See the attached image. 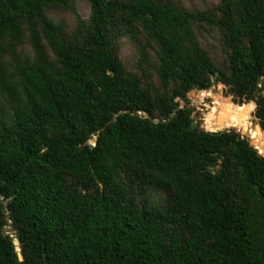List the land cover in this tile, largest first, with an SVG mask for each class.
Returning <instances> with one entry per match:
<instances>
[{
	"label": "trees",
	"instance_id": "obj_1",
	"mask_svg": "<svg viewBox=\"0 0 264 264\" xmlns=\"http://www.w3.org/2000/svg\"><path fill=\"white\" fill-rule=\"evenodd\" d=\"M85 1L0 0V264H264V0Z\"/></svg>",
	"mask_w": 264,
	"mask_h": 264
},
{
	"label": "rangeland",
	"instance_id": "obj_2",
	"mask_svg": "<svg viewBox=\"0 0 264 264\" xmlns=\"http://www.w3.org/2000/svg\"><path fill=\"white\" fill-rule=\"evenodd\" d=\"M171 1L176 5L184 8H201L204 5V0H171ZM74 7L79 16L81 17L88 16L89 4L87 1L75 0ZM49 15L54 19V21L56 22L63 21L69 27H72L75 21L73 13L69 10L49 11ZM23 46L27 53H31L30 46L27 42H25ZM119 53H120V57L127 63L129 64L135 63L138 56L137 45L129 36L126 35L121 38ZM187 96L190 101V104L195 108L194 120L195 121L200 120V126L205 129H207L206 127L208 126L218 127L220 124L225 122L230 117L231 114L229 108L232 107L233 104H235L232 102L231 96L226 95L224 93V86L221 83H214L207 90L192 89L187 93ZM251 111L252 110L243 108L242 113L237 115L240 119V126L227 127V128H234L240 131L243 135L248 136L250 141H252L251 131L255 129V127H258L257 124L255 123L253 116L251 115ZM245 124L246 127L244 128ZM262 140L264 141V138ZM89 143L92 144V142ZM253 145L255 146L256 144L253 143ZM260 153L262 154V152ZM5 230L6 233H8L9 226H6Z\"/></svg>",
	"mask_w": 264,
	"mask_h": 264
},
{
	"label": "water",
	"instance_id": "obj_3",
	"mask_svg": "<svg viewBox=\"0 0 264 264\" xmlns=\"http://www.w3.org/2000/svg\"><path fill=\"white\" fill-rule=\"evenodd\" d=\"M192 117L194 118V117H195V114H193ZM204 129H205V128H204ZM210 131H216V130H210ZM95 138H96V136H94L92 139H90L89 142H92V143H93L94 140H95ZM251 143H252V141H251ZM252 144H253V143H252ZM255 147L257 148L258 146L255 145ZM258 151H259V150H258ZM13 243L18 244V240H17V238H14V239H13ZM19 257H20V255H19Z\"/></svg>",
	"mask_w": 264,
	"mask_h": 264
},
{
	"label": "bare ground",
	"instance_id": "obj_4",
	"mask_svg": "<svg viewBox=\"0 0 264 264\" xmlns=\"http://www.w3.org/2000/svg\"><path fill=\"white\" fill-rule=\"evenodd\" d=\"M209 123H211V122H209ZM209 127V126H208ZM207 128V127H206Z\"/></svg>",
	"mask_w": 264,
	"mask_h": 264
}]
</instances>
